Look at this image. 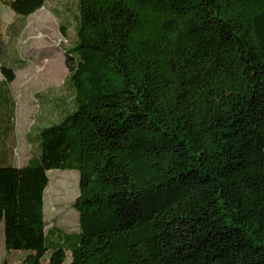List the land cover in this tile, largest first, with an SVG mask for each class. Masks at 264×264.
Listing matches in <instances>:
<instances>
[{"label": "trees", "instance_id": "obj_1", "mask_svg": "<svg viewBox=\"0 0 264 264\" xmlns=\"http://www.w3.org/2000/svg\"><path fill=\"white\" fill-rule=\"evenodd\" d=\"M46 2L4 5L25 20ZM77 11L73 110L39 130L26 165L0 166L5 250L50 251L45 264H264V0ZM51 171L78 173L77 232L46 229Z\"/></svg>", "mask_w": 264, "mask_h": 264}, {"label": "rangeland", "instance_id": "obj_2", "mask_svg": "<svg viewBox=\"0 0 264 264\" xmlns=\"http://www.w3.org/2000/svg\"><path fill=\"white\" fill-rule=\"evenodd\" d=\"M5 1L0 0V67L12 69L14 81L7 82L0 72V166L22 167L37 147L39 130L58 124L74 107L64 53L73 54L77 44V0H47L45 7L25 20L18 19ZM48 177L46 229L77 232L73 203L79 195L78 173L51 171ZM46 252L45 257H36L6 251L0 228V263L45 264L42 260L54 257ZM66 254L63 264L70 262Z\"/></svg>", "mask_w": 264, "mask_h": 264}, {"label": "crops", "instance_id": "obj_3", "mask_svg": "<svg viewBox=\"0 0 264 264\" xmlns=\"http://www.w3.org/2000/svg\"><path fill=\"white\" fill-rule=\"evenodd\" d=\"M39 11V10H38ZM34 15V14H33ZM18 19H21V18H19V17H17ZM22 20H24V19H22Z\"/></svg>", "mask_w": 264, "mask_h": 264}]
</instances>
